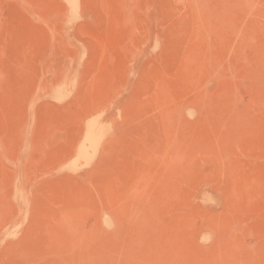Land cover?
Masks as SVG:
<instances>
[{
	"label": "rangeland",
	"instance_id": "1",
	"mask_svg": "<svg viewBox=\"0 0 264 264\" xmlns=\"http://www.w3.org/2000/svg\"><path fill=\"white\" fill-rule=\"evenodd\" d=\"M0 264H264V0H0Z\"/></svg>",
	"mask_w": 264,
	"mask_h": 264
},
{
	"label": "bare ground",
	"instance_id": "2",
	"mask_svg": "<svg viewBox=\"0 0 264 264\" xmlns=\"http://www.w3.org/2000/svg\"><path fill=\"white\" fill-rule=\"evenodd\" d=\"M74 5V4H73ZM92 141H94V139H93V135H92Z\"/></svg>",
	"mask_w": 264,
	"mask_h": 264
}]
</instances>
